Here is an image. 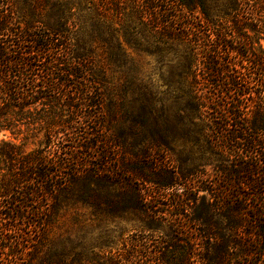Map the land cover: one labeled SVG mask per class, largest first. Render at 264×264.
I'll return each mask as SVG.
<instances>
[{
    "label": "trees",
    "instance_id": "trees-1",
    "mask_svg": "<svg viewBox=\"0 0 264 264\" xmlns=\"http://www.w3.org/2000/svg\"><path fill=\"white\" fill-rule=\"evenodd\" d=\"M263 42L264 0H0V264H264ZM147 56L184 159L148 81L107 107Z\"/></svg>",
    "mask_w": 264,
    "mask_h": 264
},
{
    "label": "rangeland",
    "instance_id": "rangeland-1",
    "mask_svg": "<svg viewBox=\"0 0 264 264\" xmlns=\"http://www.w3.org/2000/svg\"><path fill=\"white\" fill-rule=\"evenodd\" d=\"M264 45V42L262 43ZM145 66H144V72L151 73L152 78L149 80L148 78H143L141 76H131V77H123L122 81L120 82L116 80V75L114 74V79L110 80L108 85H104L106 89H111L112 92L108 94L107 97V107L112 109L114 106H119V114L123 115L125 117V124L124 126H128L130 123V118L128 119V116L126 114L133 112L136 114V112L139 111V104L140 100L136 97L138 96L137 93H131L132 90H136L141 87L139 85L140 83L143 85L144 81H148L150 88L152 89V94L148 97L146 101H143L144 105H158L159 102L162 99L163 106H165L166 110V118L167 122L169 123V129L170 131L167 133L168 137L167 140L169 142L168 147L172 150L174 149L175 155L180 156L181 158H185L187 151L189 150V145L187 141V137L185 136V129L179 124L178 118L174 114V107H173V99H171V96L168 94L169 87L166 88L165 85L169 82L174 84V79H176L175 76H172L173 72L175 71L173 66L168 63H161L157 62V56H147L144 58ZM139 65H141V62H139ZM132 82V84H127L129 80ZM126 89L125 94H123L120 90ZM118 92L116 95L115 92ZM123 96V97H122ZM139 97V96H138ZM122 98V99H121ZM140 98V97H139ZM121 99V101H120ZM141 99V98H140ZM142 102V100H141ZM157 106V108H159ZM156 108V109H157ZM114 111V110H112ZM155 117H159V111H157L155 114H153ZM8 135V134H6ZM4 138V135L0 133V140ZM124 138L127 140H131V136L128 132V130H125ZM20 141V138L18 142ZM36 142H31L30 140L27 141V148L31 149L34 148ZM155 158H159L160 152L152 153L151 154ZM173 156V155H172ZM208 170V167H206ZM77 209L83 210V208L80 207V204L77 206ZM133 223H123V227L127 229L132 228ZM70 226V225H69ZM166 231V229L164 228ZM97 234L94 233L87 237V242H98L104 239V237L96 236ZM115 236V234H113Z\"/></svg>",
    "mask_w": 264,
    "mask_h": 264
}]
</instances>
